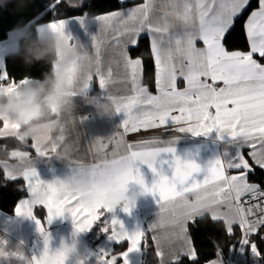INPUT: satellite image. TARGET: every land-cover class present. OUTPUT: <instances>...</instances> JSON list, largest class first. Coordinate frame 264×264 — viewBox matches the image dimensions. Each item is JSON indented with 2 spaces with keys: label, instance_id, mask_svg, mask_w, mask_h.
Listing matches in <instances>:
<instances>
[{
  "label": "snow or ice",
  "instance_id": "1",
  "mask_svg": "<svg viewBox=\"0 0 264 264\" xmlns=\"http://www.w3.org/2000/svg\"><path fill=\"white\" fill-rule=\"evenodd\" d=\"M61 2L63 0H53L50 9L55 11ZM249 3L250 0H211V3L208 0H168L171 11L161 17L154 12V0H144L143 4L129 9L126 16L121 11H115L96 17L105 29L111 28L117 21L124 26L123 32L116 29L118 43L120 36L128 34L118 55L125 78L131 85V94L119 97L114 109L124 114L122 126L125 133L137 132L141 128H156L170 120L174 125H186L178 128L180 132L207 135L215 129L218 136L227 132L232 138L230 142L238 140L239 143L235 156L227 160L217 157L202 168L194 159L181 158L176 154L173 147L175 140L167 142L168 146L164 147L155 146V140L124 144L121 135L114 141V158H104L90 165L78 164L63 179L54 178L51 181L40 179L28 152L11 151L10 156L21 163L19 166H10L7 161L0 162L4 176L12 180L22 177L27 182L29 194L28 199L19 202L15 212L34 219L43 237L44 247L40 255L33 256L26 264H65L69 253L74 251V243L66 245L63 242L60 247L49 251V233L33 214V205H42L47 210L46 223L68 213L75 235V232L91 228L103 215L101 210L111 211L129 182L139 185L141 192L158 197L157 203L161 213L166 214L165 219L179 228L178 236L184 243L179 250H171L173 264H179L182 255L193 260L196 258V253L188 247L189 242L185 239L184 225L205 214H209L214 222L223 219L229 234L233 232L232 225L239 223L242 229L239 242L247 245L257 261L264 259V251L250 240L251 234L257 233L264 226V215L250 219L256 209L264 212V208H261L264 190L255 183H249L247 179L253 171V164L264 170V63L260 62L264 60V0H258V7L251 12L244 25L248 51L229 52L221 42ZM77 19L82 24V17ZM65 24V18L53 19L46 26L38 28V31L45 28L58 31L65 41V48L58 55L66 73L68 94H75L76 84H79L81 93L87 91L94 75L99 89L104 92L112 72L110 68L107 73L101 69L102 42L95 36L92 38L96 49L93 73L92 60L71 42ZM142 32H147L150 38L151 54L155 62L156 95H152L140 83L141 60L129 58L127 52L128 45H137V38ZM198 41L202 42L203 47H197ZM257 56L259 60L254 58ZM86 60L87 65L84 63ZM178 78H182L185 83L182 90L177 88ZM5 81L10 82L5 84ZM27 82V77L18 82L11 79L7 71L0 68V89L11 92L18 83ZM217 82H221L222 86L217 87ZM56 110L54 105L53 111ZM17 127L6 120L0 121V139L16 140L14 132ZM60 139L63 137L53 139L47 134L44 144L33 143L32 147L38 155L45 156L50 151H56ZM121 145L125 147L122 155L118 152ZM240 145L252 149L247 153L252 164L241 152ZM4 146L7 150V145ZM137 162L147 165L153 173L150 184L145 183ZM165 165L170 175L166 174ZM227 169L236 170L237 174L227 175ZM201 172L203 178L197 180L194 174ZM246 196L249 200L244 201ZM257 199L260 202L251 205V201ZM245 203L250 206L246 208ZM222 204L227 205L228 211L219 214L217 208ZM122 209L128 212L130 205L124 204ZM156 226L153 224L149 227ZM102 230L111 232V240H126L129 245L127 251L137 250L144 235L139 227L128 232L116 217L105 220ZM260 239L264 240V236ZM154 240L158 246L157 255L163 257L164 253L159 251V238L154 237ZM3 243L0 241V244ZM9 256L25 260L19 252H8L0 248V257ZM108 256L109 253L101 251L97 260L100 264H116V256L112 255L110 259L106 258ZM120 256L124 257L123 264H128L127 252H122ZM211 264L219 262L213 261Z\"/></svg>",
  "mask_w": 264,
  "mask_h": 264
},
{
  "label": "crops",
  "instance_id": "2",
  "mask_svg": "<svg viewBox=\"0 0 264 264\" xmlns=\"http://www.w3.org/2000/svg\"><path fill=\"white\" fill-rule=\"evenodd\" d=\"M123 1H130L131 3L126 4L125 6H122L116 10L101 13L95 16H85V14L71 16L87 17L89 20L88 23H84L85 27L80 29L81 36L79 39H77V43L75 42L76 39L74 37H71V42L73 44H77L78 50L81 53H86L92 60L93 73L95 72L93 60L96 56V49L93 47L92 38L95 36L94 31L96 27L102 34L110 35L108 38H112V40L118 43L116 39V29L120 28L121 26V24H119L117 21L111 28L105 29L104 26L96 20V17L107 15L115 11H121L126 16L129 9L135 8L144 3V0ZM208 2L211 3V0H208ZM257 7H255L252 11L256 10ZM153 8L154 12L161 17L165 12L171 11L170 6L168 5V0H154ZM252 11H250L248 16ZM248 16L246 17L245 23L247 22ZM76 21L80 22V20ZM145 33L147 34V32H142L140 35ZM95 37L98 41L102 42L100 46L101 57L103 52V43H106L107 41L103 37ZM127 38L128 34H125V38L123 40L126 41ZM221 42L223 43V38ZM114 44L115 43L112 45ZM223 45L229 52H246L249 50V47L247 50H230L226 48L224 43ZM129 46L131 45L127 46V52ZM197 47H203L202 42L198 41ZM120 48L119 50L116 48L113 51L105 49L107 58L104 59L101 57V69L107 73L110 68L112 76H114L116 72L118 76L117 81L113 85L107 86L108 89L105 91L109 92L103 94L100 93L101 89H99L98 80L94 75L87 91L81 93L79 91V84H76L74 85L75 94H68V100L71 104L70 109L58 112L59 120L53 125L48 133V135L53 139L61 136L63 137V139L57 141L55 152L50 151L47 155L40 156L36 152L31 153L29 150L24 148L17 147L11 150L28 152L29 156L31 157L32 166L35 168L42 181H51L54 178L63 179L70 174L72 167H75L78 164L90 165L104 158H114L112 155L114 149L116 148L114 141L121 135L123 136L124 144H136L137 142L141 141L155 140L157 141L155 146L164 147L168 146L167 142L175 140L173 147L175 148L176 154L181 158L188 157L194 159L198 164L201 165L202 168L205 164H207L208 161L217 157H219L221 160H227L230 157L235 156L239 141L237 140L235 142H230L232 138L229 137L227 132H223L218 136L216 130L213 129L207 135H193L191 132L178 131L179 127H186V125H174L169 120L167 124L156 128H141L137 132L125 133L122 126V120L124 119L123 113H117L113 109L111 115H108L107 113L100 114L96 110L94 104L95 101L107 103L109 97L119 98L121 96L131 94V85L126 80V78L123 79V84L121 85L122 76L123 74L125 75V72L121 58L118 55ZM59 52L60 51H57V53ZM109 57L115 58L117 62L115 64H110L107 62ZM129 58L137 59L139 57H131L129 55ZM254 58L258 59V57ZM57 61H60L59 55H57V58L54 61V65L58 66ZM260 62L264 63L263 61ZM84 63L87 65L88 61L86 60ZM142 68L143 67L141 64V69ZM209 82L211 83V81ZM93 83L95 84L94 87L92 86ZM140 83L142 86L146 87L152 95L157 94L156 86L155 89H151L143 81L142 70L140 74ZM216 86L220 87L222 86V83L217 82ZM184 87L185 83L183 79L178 78L177 88L182 90ZM79 96L84 99L77 100V97ZM212 111H214V109ZM14 134L24 137L21 134L20 128L18 131H15ZM32 141L33 143L37 144L35 139H32ZM103 145H106V147H102ZM49 147H51V145H49ZM240 147L241 152L245 155V158L249 159L250 164H252L253 162L251 161V158L247 155V153L252 149H250L247 145H240ZM118 152L120 155L124 154L125 147L121 145L118 149ZM64 153H66V157L58 155ZM162 155L165 157L170 156V154ZM0 159H2L0 162L7 161L10 166H19L21 163L18 159L12 158L11 156L10 158ZM137 166L144 176L145 183L150 184L153 179V173L151 170L147 167V165L141 164L139 162H137ZM164 168L166 174L170 175V170L167 168V165H165ZM226 174H237V171L233 169H227ZM194 175L197 180L203 178V172ZM25 183L27 188V182L25 181ZM127 190L129 194L133 191L139 193L134 204L130 206L128 212L123 211V205H117L111 211H101L107 214L105 220H110L112 217L119 219L128 232L134 231L137 227H139L140 230L144 232L143 238L141 239L137 250L127 251L129 246L127 242V247L125 249L119 252H114L113 247L116 241L109 239V235L111 234L110 231L96 244V246H92L90 245L88 239V232L90 228L84 231L75 232V235H73L74 225L68 213H64L63 216L54 217L52 218L51 222L46 223L45 216L47 210L43 207L44 215L43 217L39 216L34 212L36 205H33V214L37 217V219L41 220V222L47 228V232L49 233V251L51 252L60 247L61 242L66 245H73L74 243V251L69 253L67 259L65 260V264H100V261L97 260V255L100 254L101 251L109 253V256L106 258L110 259L112 255L116 256V264H123L124 257L120 256L122 252H127L126 259L128 264H142L144 250L146 248V238L149 236L152 238L157 252L158 246L156 240H154V237L159 238V251L164 253L163 257L158 255V262L154 264H164L165 261L172 259L170 256L171 250H179L181 245L184 243V241L178 236L179 228L165 219L166 214L161 213L160 206L157 203L158 197H154L150 193L141 192L140 186L135 182H129L127 185ZM28 198L29 194L27 193L17 201L16 207L21 200ZM189 198H192L191 195ZM227 211L228 207L226 204H222L217 208V212L219 214L226 213ZM189 221H187L184 225L186 229L185 239L189 242L188 247H190L195 252L194 244L188 229ZM153 224L157 226L155 228H150L149 226ZM0 241L4 242L3 244H0V248L3 250L8 252H19L25 257L24 261H21L16 257H0V264H26V261L30 260L33 256H39L44 247L43 237L37 230L36 221L30 217L17 215L15 211L13 213H6L3 210H0ZM241 251L239 254H237V258L234 262H229L230 264H262L260 261L256 260L251 252L248 253L245 249H241ZM207 263L209 264V261Z\"/></svg>",
  "mask_w": 264,
  "mask_h": 264
},
{
  "label": "trees",
  "instance_id": "3",
  "mask_svg": "<svg viewBox=\"0 0 264 264\" xmlns=\"http://www.w3.org/2000/svg\"><path fill=\"white\" fill-rule=\"evenodd\" d=\"M53 0H12L5 7L0 8V39L7 36L8 32L18 22L36 21H51L53 19L66 18L75 15L86 14L95 16L101 13L116 10L130 1L123 0H63L52 11L50 5ZM258 6V0H250L246 9L235 19L233 26L223 37V43L227 49L247 50L249 47L248 39L245 30V20L250 11ZM31 38L36 40L39 38L35 23L30 25ZM128 54L131 57H139L142 61V79L151 88L155 89V62L151 54L150 38L148 34H142L138 37V43L135 46H129ZM258 57V56H257ZM57 52L55 53V59ZM258 59H260L258 57ZM51 56L44 59L26 60L17 55L15 51L9 52L5 56V66L8 76L15 80L21 81L25 77L28 78L27 83H18L17 86L28 84L32 80H43L46 74H49L54 65ZM263 61L264 60H260ZM10 81H5L7 84ZM16 86V87H17ZM53 110V109H52ZM17 139H0V158H10V151L13 148H24L31 153L35 152L32 147V139L26 140L25 137H20L14 134ZM7 145V150L5 146ZM248 178L253 183L257 184L261 190H264V170L253 164V171L248 175ZM25 180L19 177L15 180L8 179L4 176L3 169L0 166V210L6 213H13L17 201L27 194ZM34 212L42 216L44 208L42 205H36ZM106 213L96 221L88 232L89 243L92 246L104 238L109 232L103 231V222L106 218ZM233 232H227V226L223 219L212 221L209 214L203 217L190 220L188 229L194 244L196 258L190 259L187 255H182L179 264H207V262L217 256L227 262H234L237 258V253L241 243L239 239L242 237V229L239 223L232 225ZM264 236V226L260 227L255 234H251L250 240L257 243L258 248L264 251V240L260 237ZM127 247V241L115 242L113 251L119 252ZM245 249L250 253L247 245H242V250ZM242 252V251H241ZM264 264V259L259 260ZM158 262V255L151 237L146 238V248L144 250V258L142 264H154ZM164 264H173V260H167Z\"/></svg>",
  "mask_w": 264,
  "mask_h": 264
},
{
  "label": "clouds",
  "instance_id": "4",
  "mask_svg": "<svg viewBox=\"0 0 264 264\" xmlns=\"http://www.w3.org/2000/svg\"><path fill=\"white\" fill-rule=\"evenodd\" d=\"M12 0H0V8L5 7ZM87 17H82V23H88ZM14 41L15 53L23 57L26 62L44 59L51 56L55 60V53L62 52L65 41L58 31L45 28L39 38H31L29 23L18 22L10 30ZM58 66L43 80H32L28 84L17 86L13 91L0 89V121L8 120L20 126L21 134L28 139H35L37 144L45 142V136L59 120L58 112L68 110L71 104L68 100L69 89L66 85V73L63 65ZM118 98L109 97L107 103L95 101L96 110L100 114H112ZM57 111L54 112L53 106ZM66 157V153L58 154ZM139 193H128L127 187L119 194L114 207L117 205H132Z\"/></svg>",
  "mask_w": 264,
  "mask_h": 264
},
{
  "label": "rangeland",
  "instance_id": "5",
  "mask_svg": "<svg viewBox=\"0 0 264 264\" xmlns=\"http://www.w3.org/2000/svg\"><path fill=\"white\" fill-rule=\"evenodd\" d=\"M85 16H88V15L85 14ZM74 18H77V17H66L65 18L66 19L65 31L67 33H69L71 37H74L76 39L75 42L77 43V39H79V37L81 36L80 29H83L85 26H84V23L81 24V22H77L76 21V20H79V19H74ZM32 22L35 23L38 35L40 36V34L44 30L43 31H38V28L46 26L47 23L50 22V21H36L35 22V20H31V21H29L27 23H29V26H30L32 24ZM119 29L123 32L124 26L121 25ZM94 35L103 37L107 41L106 42L107 45H106V43H103V46H102L103 52L101 54V57L104 58V59L107 58L105 49L113 51V50H115L117 48L119 50L122 42L124 41L123 39L125 38V34L120 36L119 43H116L114 40H112V38H108V36H110V35L102 34L100 32V30L97 29V27H96V29L94 31ZM113 43H115V44L112 45ZM75 45H77V44H75ZM108 50H107V52H108ZM13 51H15L14 41H13V38H12L11 33L9 31L5 38L0 39V68H3V69L6 70L5 56H6L7 53L13 52ZM57 55H58V53H57ZM101 57H100V61L102 62ZM93 61H95V57H94ZM107 62H109L110 64H112V63L115 64L117 62V60L115 58H113V57H109ZM124 78H125V75L123 74L122 80H121V85L123 84V79ZM117 79H118V76H117V72H116L115 75L111 77V80L107 84V86L113 85L117 81ZM121 85H120V87H121ZM92 86L94 87L95 84L93 83ZM107 86H106V89H108ZM107 92H109V91H104V92H102V90L100 91L101 94L107 93ZM82 99H84V98H82L80 96L77 97V100H82ZM6 121H8V120H6ZM8 122L11 123V124L17 125L18 127H17L16 131H18V129L20 128V126L18 124H16L15 122H10V121H8ZM0 160H2V159H0ZM232 175H234V174H232ZM247 179H248L249 183H253L252 181L249 180L248 177H247ZM213 261H218L219 264H230L229 262L223 261L220 256H217V257L209 260V264H211V262H213Z\"/></svg>",
  "mask_w": 264,
  "mask_h": 264
},
{
  "label": "built area",
  "instance_id": "6",
  "mask_svg": "<svg viewBox=\"0 0 264 264\" xmlns=\"http://www.w3.org/2000/svg\"><path fill=\"white\" fill-rule=\"evenodd\" d=\"M243 200H244V201H247V200H249V197L246 196V197L243 198ZM258 202H260L259 199H257V200H252V201H251V205H255V204L258 203ZM244 206L247 208V207H249L250 205H249L248 203H245ZM261 208H264V203H261ZM260 215H264V212H262L260 209H256V210L254 211V216H253V217H250V219L258 218ZM241 249H242V244L240 245L237 254L240 253Z\"/></svg>",
  "mask_w": 264,
  "mask_h": 264
}]
</instances>
